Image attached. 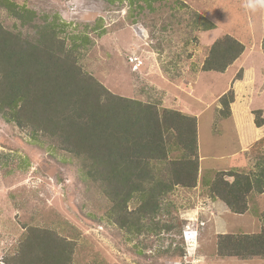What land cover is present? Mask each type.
<instances>
[{
    "label": "rangeland",
    "instance_id": "rangeland-1",
    "mask_svg": "<svg viewBox=\"0 0 264 264\" xmlns=\"http://www.w3.org/2000/svg\"><path fill=\"white\" fill-rule=\"evenodd\" d=\"M15 1L57 13L70 29L101 19L107 32L99 38L88 33L93 46L79 62L84 71L114 95L196 116L200 166L194 188L176 187L163 202L169 213L163 221L178 219L182 241L164 231L127 237L105 217L106 200L97 184L83 180L75 160L0 119V264L16 254L29 228L73 241V264H264V257L241 261L216 250L218 235L264 231V192L248 196L242 215L209 193L218 173L253 175L264 157V126L254 124L256 111L264 119V0H164V9L141 14L126 2ZM197 10L214 30L193 29ZM223 35L241 42L243 54L224 73L203 72L209 47ZM230 89L233 112L222 119L218 98ZM180 245L182 258L174 255Z\"/></svg>",
    "mask_w": 264,
    "mask_h": 264
},
{
    "label": "trees",
    "instance_id": "trees-1",
    "mask_svg": "<svg viewBox=\"0 0 264 264\" xmlns=\"http://www.w3.org/2000/svg\"><path fill=\"white\" fill-rule=\"evenodd\" d=\"M103 1L109 5L126 2L129 11L138 9L139 14L166 6L164 0ZM195 12L191 15L193 29H215ZM137 22L134 19L132 24ZM70 26L57 13L0 0V119L27 130L33 143L75 160L83 180L97 184L106 200L105 217L125 236L164 231L182 241L185 230L178 219L170 216L163 221L169 215L163 202L174 188L191 189L197 184L196 117L112 94L79 63L93 46L88 33L97 38L106 34L102 20L81 30ZM243 52L241 42L223 35L209 47L201 70L224 73ZM218 102V116L230 118L233 91L222 94ZM254 124L264 126L260 111L254 113ZM259 143L264 144V139ZM260 162L258 172L250 176L218 173L209 183L211 197L232 213L244 214L248 196L264 192V157ZM74 249L73 241L51 230L29 228L16 254L5 263L73 264ZM216 250L221 258H263L264 231L218 235ZM174 255L184 256L181 245Z\"/></svg>",
    "mask_w": 264,
    "mask_h": 264
},
{
    "label": "crops",
    "instance_id": "crops-1",
    "mask_svg": "<svg viewBox=\"0 0 264 264\" xmlns=\"http://www.w3.org/2000/svg\"><path fill=\"white\" fill-rule=\"evenodd\" d=\"M197 12L201 13L203 16H205V17H206V14H205V13H203V12H202V10H201V11H198V10H197ZM231 110H232V107H231ZM232 112H233V110H232ZM194 117H196V116H194ZM233 117H234V114H233ZM196 118H197V117H196Z\"/></svg>",
    "mask_w": 264,
    "mask_h": 264
},
{
    "label": "clouds",
    "instance_id": "clouds-1",
    "mask_svg": "<svg viewBox=\"0 0 264 264\" xmlns=\"http://www.w3.org/2000/svg\"><path fill=\"white\" fill-rule=\"evenodd\" d=\"M184 236V235H183Z\"/></svg>",
    "mask_w": 264,
    "mask_h": 264
}]
</instances>
